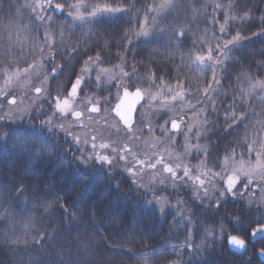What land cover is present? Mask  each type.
Segmentation results:
<instances>
[{
    "label": "trees",
    "instance_id": "16d2710c",
    "mask_svg": "<svg viewBox=\"0 0 264 264\" xmlns=\"http://www.w3.org/2000/svg\"><path fill=\"white\" fill-rule=\"evenodd\" d=\"M36 2L0 0V107L9 108L8 96L24 98L28 104L23 121L0 120V144L7 140L9 148L7 155L0 152V264H29L30 260L38 264H263L256 251L264 250V239L257 237L253 242L251 233L264 221V201L254 199L243 184L235 198L227 196L219 208L216 197L224 190L221 181L207 197L178 185L141 189L117 168L111 173L106 168L101 172L96 164L86 166L77 161L79 151L70 141L39 125L52 108L46 94L36 100L30 98L35 97V87L45 73L49 79L44 87L51 96L65 97L85 61H96L99 54L91 73L96 74L95 67H109L116 81L111 86L97 87L94 79L87 78L78 94L79 101L91 97L103 103L108 97L109 103L103 104L113 107L119 97L115 86L121 82V74L125 84L131 78L129 90L159 88L168 95L179 91L177 85L182 83L183 91L196 94L191 104L206 108L197 112L208 120L206 136L197 142L208 147L210 155H201L200 151L195 159L203 156L212 170L221 171V160L235 149V158L252 161L256 157L248 153V145L252 144L256 153L264 138V100L260 99L264 89L249 92L257 81L264 82V35H260L264 33V0H172L174 7L159 15L147 9L158 8L166 0H58L65 3L63 13L41 12L35 8ZM77 3L86 5L81 10L85 17L97 5L135 7L105 14L96 22H81L68 15V6ZM217 4L221 5L219 9ZM37 14L44 19L37 20ZM225 14L236 17L227 38L240 32L243 46L221 57L223 63L216 69L221 83L214 84L210 92L215 102L213 112V104L204 97L212 72L201 71L195 57L206 54L209 44L215 46L213 37H221L219 28ZM141 24L151 33L149 37H137ZM160 29L165 30L163 35ZM181 30L183 37L179 35ZM46 34L53 49L48 51L45 45L44 54L55 53V59L38 68L40 79L35 75L12 76L6 85L5 71L13 73L29 64L37 65L42 55L37 45L44 43ZM53 65L60 69L55 77ZM150 80L155 86H149ZM35 110L40 111L39 116ZM195 110L199 109L192 108L189 113ZM164 112L150 116L148 126L139 128L138 135L142 142L153 138L167 144L166 149L179 151L177 143L170 146L173 142L168 140L169 132H161V125L170 120ZM233 114L248 119L225 123V116ZM116 129V139L121 138V132L127 133L121 126ZM15 136L36 141L30 145L32 151L21 155L13 149L11 138ZM39 142L48 144L50 151L29 160ZM98 176L104 179H93ZM86 184L92 185L90 194L80 198ZM159 197L162 201L156 203ZM180 214H186V219ZM228 235L245 240L243 255L227 250ZM40 236L43 244H34V238ZM14 240L18 243H12Z\"/></svg>",
    "mask_w": 264,
    "mask_h": 264
},
{
    "label": "snow or ice",
    "instance_id": "6c2138e0",
    "mask_svg": "<svg viewBox=\"0 0 264 264\" xmlns=\"http://www.w3.org/2000/svg\"><path fill=\"white\" fill-rule=\"evenodd\" d=\"M67 0H65V3ZM65 3L58 2V0H37L35 4L36 9H40L41 12H47V11H53V12H60L63 13L65 11ZM134 5H129L128 9H124L121 7H109L105 5L104 7L100 6H93L92 11L88 14L87 17L82 15L81 10L86 9V5L83 3H77L73 5L68 6V15L73 16L74 20H79L81 22H96L99 19H103L105 14H115V13H122L126 12L132 8H134ZM174 7V4L172 3V0H166V2L159 5L158 8L155 6L150 7L147 9L148 12L156 11L157 15L159 13L163 12L165 9H172ZM221 7L220 4L216 5V8L219 9ZM73 9L75 10V15H73ZM35 10V9H34ZM37 20H43L44 16L37 14L36 16ZM48 19H51V16L48 17ZM157 17H153V22H156ZM236 20V17H229L227 14H225L224 22L220 25L219 32L221 33V37H213V39L216 40L215 46H212L209 44L207 48L206 54L201 53L196 55L195 61L200 67L201 71H204L205 69H210L212 72V82H210L207 86V88L204 89V97L206 98L207 102L213 104L212 111L215 112V102L212 99V96L210 95V92L214 91L213 85H219L221 83L220 79L217 77L216 69L217 67L223 63L221 60V57H227L232 51L239 49L243 46L242 44V36L240 32H237L234 36H232L230 39L228 37V33L230 31V24L233 23ZM215 22V21H214ZM264 22V20H262ZM140 31L136 33L137 37H149L151 33L146 30L145 26L141 24ZM165 33L164 29H160V34L163 35ZM180 37H183L185 35L184 31L181 30L179 33ZM260 35H264V33H261ZM222 41V42H221ZM131 43V41H130ZM197 42L194 41V46ZM207 43V41H205ZM45 45L47 46L48 51H52L53 44L50 42L49 36L46 34L44 37V43L38 44L37 46L40 48V51L42 53L40 61L37 62L36 66H33L32 64H29L27 68L24 69H18L17 71H14L13 73H8L5 71V84L8 85L11 83L12 76L19 77L20 75H26V76H33L35 75L37 79H40V73L38 71V68L42 66V63H47L51 60L55 59V53L52 55H46L45 53ZM100 57L99 54H97L96 61H91V58L89 61H85L84 67L81 69V72L76 75V78L74 81L71 82L70 90L68 91L67 97L61 98L59 94H57L56 97H52L49 90L44 87V84L48 81L49 76L47 73L43 75V79L40 82L39 86L35 87V93L37 96H40L41 94H46L45 98L49 101V105L54 107L55 112L54 116L58 115L60 120L63 121L66 119L69 115L72 117V123L69 125L68 128L65 127L64 123H59L58 127L60 131H63L66 133L67 136H70L73 141L76 143L77 151L81 152V156L77 159H84L87 161L94 160L96 164L100 165V171L104 172L105 166H107L109 173H111V170L116 167V164L118 161L124 162L123 169L128 173L129 176L133 177L132 183L136 184L138 187L141 186L138 183V177L141 175V173L145 170V168H151L156 169L157 173H159L162 169V173L168 174V176L171 177L173 184H175L177 181L180 182H186L190 181L194 188L197 191L203 190L205 197L208 196L209 192L212 190H215V183L214 181L217 179H223L224 173L227 171L228 167V161L232 159L235 156V149H233L232 153H226L225 160L223 161L221 165V171L220 172H212L209 169L210 175L207 176V180H205V173L200 171V169H197V174L195 176L192 175L191 169L187 166H183V176L178 177L177 172L179 171L181 165L177 164L175 167L170 166L169 163L161 156L160 158H157L155 160H152L149 158V160H141L137 157L135 153H132L129 151L127 147L124 148H118L115 146H110L108 143L100 142L99 144L96 143L97 137L93 136L91 142L84 138L82 139L79 134H75L71 131V127L74 125H78L80 127H86L84 125L82 116L84 114L83 108L80 105H76V97L77 95L83 91L82 85L86 82V77L84 76V72L89 71L88 65L89 63L95 64L97 61H99ZM60 69L53 65L51 72L52 76L55 77L57 72H59ZM134 75H139L138 73H135L133 70ZM125 77H128V73H124ZM97 79L99 80V74L97 76ZM131 78L128 79L127 84H125L124 80H121L120 84L117 85V87L124 86V98H128L129 96L133 97L132 102L128 105L127 111L122 112L120 110L121 105L117 104L115 111L116 115L119 116L120 120L123 122L124 127L128 130V133L130 134L129 138H135L134 128H133V113L137 111L136 105L140 102L141 99H144L145 97H150L152 100H155L157 97L152 94L151 91L142 92L139 87L136 88V91L134 93H130L128 91V85L131 84ZM149 86L153 87L155 86L154 80L148 81ZM164 81L161 80L160 84L161 86L164 85ZM60 87V86H58ZM177 88L180 89L176 92L175 95L171 97L173 101H184L186 98L189 100V104L187 107L189 108H195V105L191 104V100L196 99V94L193 92H185L183 91V84H178ZM256 88L264 89V82L257 81L255 84L251 86L249 89V92H254ZM169 92L173 91L172 88L168 89ZM261 100H264V96L260 97ZM54 101V104H53ZM198 103H203V101L198 100ZM8 105H15L16 99L12 98L7 101ZM82 103H86L88 105H91L87 108V111L90 113H96L99 111L98 104L99 101H93L91 97H85V101ZM104 104H108L109 100L108 97L104 98L103 101ZM181 111H183V107L181 108ZM200 111H206L203 107H201ZM9 119L14 123V118L10 115L6 114V117H0V120L3 119ZM22 119V117H21ZM248 119L247 116H241L236 117L234 114L232 116H225V123H228L231 121L232 123H236L237 120L243 122L244 120ZM205 124H207V120L205 119ZM168 121L165 120V124H167ZM44 126L48 127L49 132L56 131V127L53 126L52 118H49L42 122ZM185 124V121L183 120V117L178 121L177 119L171 120V130L177 134L181 132V125ZM247 127V126H246ZM252 127H255L253 125ZM261 127H264V123L261 124ZM150 131H152L151 126L149 125ZM136 131H140V129H136ZM167 130L164 128L163 125H161V132L164 133ZM188 131L191 132L192 128L191 126H188ZM10 137V133L7 134ZM200 138V135H197V139ZM12 139V148L15 150H18L21 155H24L26 153H29L32 151L30 148V145L33 143H36V141L29 139L27 136H15ZM173 142L175 141V137H170ZM91 144L92 153H90L86 158L83 156V151L79 148V145L84 144L88 145ZM256 141H253V144H255ZM260 151L256 152V165L254 167H251L248 171H244L243 168L236 169L233 171L231 175L227 176V179L224 182V190L219 192V196L216 197L217 201V208H219L222 201H225L227 196H232L235 198V189L237 188V184L241 182V177L247 178V183L244 184L245 188H248L249 185L253 183V176H259L261 180H264V138H261L260 140ZM195 147L197 151H202L206 155H210V149L208 147L200 148L199 146H191L187 142H185V152L187 154L190 153V148ZM111 148V153L114 155L106 154L105 150H108ZM45 151H50V146L48 144H45L43 142H39V147L35 150V153L29 157V160L31 159H37L39 158V155L42 154ZM254 151V148L252 144L248 145V153L251 154ZM0 152L5 153L7 155L9 153L8 143L7 140L3 144H0ZM129 157H131V161L129 160ZM160 166V168H158ZM27 174V173H25ZM85 179H88V177H85ZM96 179H104V176H98L93 178ZM161 184L165 183V179L160 180ZM206 184H211L212 189H209ZM92 188V185L86 184L85 187L82 189L80 198H83L90 194V189ZM50 191V189H49ZM243 195V193H241ZM149 203H152V200L149 201ZM156 203H160V200H156ZM221 232H223V228H221ZM211 234V233H209ZM253 242L257 237L264 239V221L261 222L260 226L254 229L251 233ZM12 243H18V241L14 240ZM34 244L36 245H42L43 244V236L34 238ZM228 245L232 248L238 249V250H246V243L245 240L242 238H239L236 235H232L228 237ZM191 245H189V251H191ZM200 253L197 252V255ZM259 256H264V250H261L258 253ZM29 264H38L35 260H30Z\"/></svg>",
    "mask_w": 264,
    "mask_h": 264
},
{
    "label": "rangeland",
    "instance_id": "374dc122",
    "mask_svg": "<svg viewBox=\"0 0 264 264\" xmlns=\"http://www.w3.org/2000/svg\"><path fill=\"white\" fill-rule=\"evenodd\" d=\"M88 68H89V71L84 72V76L86 77V79L87 78L94 79L97 87L98 86L100 87L101 85L111 86V83L113 82L115 83L116 80H114L115 75H113L114 72L112 68L95 67V71L93 72H96V74L91 73L92 70L94 69V64L89 63ZM88 73H91V75H88L87 77ZM98 74H99V80L97 79ZM122 76L123 75L121 74L118 77V80H122ZM118 84L120 83H117V85ZM117 85L115 87H117ZM117 89H118L119 96H120L124 92V86H121L119 88L117 87ZM148 89H153V90H147V91H151L152 94L155 95L157 98L155 100H152L150 97H145L143 103L139 106V109L137 110L136 117H135L136 122H134L133 124L135 138H129L130 134L128 133V130L126 128H123L125 129V131H127V133L121 132V135H120L121 138L116 139V131H117L116 127L120 125L118 124V121L111 115V110L113 107L111 106L106 107L103 103H99L97 105L99 108V111L96 113H90L87 111V108L90 107L91 105H88L86 103H82V101H79L78 95L76 97V104L73 106L80 105L83 108L84 114L82 116V120H83L84 125H86V127L82 128L78 125H74L71 127V131L75 134H79L82 139L84 138L88 139L90 142L92 140V137L96 136L97 137L96 143L98 144L100 142H104V143H108L110 146H115L118 148L127 147L130 152L135 153L137 157L141 160H149V158H151L152 160H155L162 156L169 163L170 166L175 167L177 164L181 165L179 171L177 172L178 177L183 176V166L184 165H187L191 169V173L193 176L197 174V169L199 168L200 171L206 174L204 177L205 180H207V176L210 175L209 169L212 172H220V170L218 171L212 170L211 167H209L211 165L207 162L206 159H204L203 156L200 157V159L198 158L195 159L197 157L196 156L197 152H200V151H197L195 147H191L189 149L191 153L190 155L185 152L186 137H187V142L189 145L199 146L200 148L201 147L204 148L203 145L201 146L200 142L199 143L197 142L198 141L197 135L199 134L200 135L199 139H201V136L202 137L206 136V132H207V127H206L207 125L204 122L206 119L205 115L197 114V112L200 111L201 108L195 105V109H199V110H195L196 113L195 112L189 113V112H192L191 111L192 108L187 107L188 104L186 100L182 102L178 100L173 101L171 97L176 94L177 90H175L173 94L163 95L162 93L163 91L160 92L161 90H158L159 88H148ZM128 91L130 90L128 89ZM147 91L142 90V92H147ZM40 97H42V95L37 96V94H35V97L33 96L30 99L36 100V98H40ZM65 97H67V95ZM7 98H8L7 100L12 99L9 96ZM13 98L16 99V104L10 105L9 108H7L9 110L7 109L2 110V108L0 107V117H6V114H7L14 118V122L18 123V122L23 121L26 118L27 116L26 111H28V104L26 102L27 100H25L24 98L22 100L16 97H13ZM95 101H98V100L94 99V102ZM182 107H183V111H181ZM203 108L206 109L205 107ZM162 111H165L164 113H168V115H170V120L168 124L163 125L164 128L170 134L168 135V140L173 142V140H171L170 137H175V141L170 146L172 147L173 145H176L177 143V147H181L179 151L178 150L177 151L168 150L166 149L167 144L160 143L158 140H155L153 138L146 142L144 141L142 142V139L138 135V131H136L137 128L139 129L142 126L147 127L148 126L147 122L150 121L148 120L149 117L150 116L156 117ZM6 112H10V114ZM34 112L39 116L40 114L39 110H35ZM54 112H55V109L54 107H52L51 111L47 112L45 119L44 118L43 120L41 119L40 121L41 123L39 125L41 127H45L48 129V127L44 126L42 122L49 118H52V123H53V126L56 127V132L58 134H61L60 136L65 138V140L67 139V141H70V143L72 144L71 146L77 148L78 146L73 141V139L70 136H67L65 132L60 131L58 127L59 123L63 122L65 127L68 128L69 125L72 123V117L69 115L66 119L61 121L58 115L54 116ZM172 113L174 114V116H172ZM181 117H183V120L185 121V124L181 125V132L179 134L175 132H171L169 129L171 120L177 119L179 121ZM188 126H191L192 128L191 132L188 131ZM125 138L126 140L123 141ZM156 138H159V137H156ZM161 141L163 142V140ZM79 148L83 151V156L85 158L93 151L90 143L88 145L81 144L79 145ZM166 150H168V152ZM105 151H106V154L114 155L111 153V148ZM203 154L204 152H201V155ZM250 155L256 157V153L254 152H252ZM80 156H81V152L79 151L77 158ZM129 160L131 161V157H129ZM77 161H80L82 165H86V166L91 163L96 164L94 160L87 161L84 159H77ZM223 161L224 159L221 160V164L223 163ZM118 163L119 165L116 166L115 169L116 168L119 169L120 173L123 176H125L128 180L130 179V181L132 182L133 177L129 176L128 173L124 171L123 169L124 162L118 161ZM96 165L100 167V165L98 164ZM255 165H256V158L254 160L252 159V161L251 160L242 161L240 158H235L234 156L231 159V162H228V167H227L228 171L224 173V178L217 179L214 181V183L217 184L218 182L221 181L224 187V182L227 179V176L231 175L234 170L241 169L242 167L244 171H248L251 167H254ZM105 168L108 169L107 166H105ZM158 168H160V166H158ZM137 179H138V183L141 185L139 186V188L141 187V189L148 188V187L158 188L160 186L170 185V187H173V188H179V187L181 189L187 188L191 190V193L193 192L194 194H201V195L204 194L203 190L197 191L190 181H186V182L177 181L175 184H173L171 177L168 176V174L162 173V169L159 173H157L156 169H151V168L146 167L145 170L141 173V175ZM161 179H165L164 184L160 183ZM245 183H247V178L241 177V182L237 184V188L234 190L235 193L238 189H242V188H239L240 184H243L244 186ZM134 185L137 186L136 184ZM206 186L209 189H212L211 184H206ZM246 189H248L249 191L251 190V192H249L248 194L252 195L254 199L259 200V201L260 200L264 201V180H261L259 176H253V183L249 185L248 188ZM209 193H211V191ZM158 200H160V202L162 201L160 197L158 198ZM179 216L186 219V214H184L185 217L181 214Z\"/></svg>",
    "mask_w": 264,
    "mask_h": 264
},
{
    "label": "water",
    "instance_id": "95a60500",
    "mask_svg": "<svg viewBox=\"0 0 264 264\" xmlns=\"http://www.w3.org/2000/svg\"><path fill=\"white\" fill-rule=\"evenodd\" d=\"M135 91H136V89H134V90L131 91L130 93H134ZM132 100H133V97H132V96H129L128 98H124V96H123V94H122L121 97H120V99H119V101L117 102V104H120V105H121L120 110H121L122 112H126V111H127V108H128V105L132 102ZM142 101H143V99H141L140 102L136 105V109L138 108L137 106H139V105L141 104ZM117 104H116V105H117ZM116 105H115V106L113 107V109H112V114H113V116L117 119V121L119 122V124H120L123 128H125L124 125H123V122L120 120L119 116L116 115V111H115ZM134 114H135V112L133 113L132 123H134ZM169 126H170V127H169L170 131L173 132V131L171 130V124H170ZM231 236H232V235H231ZM226 244H227V245H226V246H227V249H228L230 252L235 253V255H236V254H242V253L245 251V250H238V249H235V248L230 247V246L228 245V238H227ZM259 252H260V251H258L256 255H257L258 259H259L261 262H264V256H259V255H258Z\"/></svg>",
    "mask_w": 264,
    "mask_h": 264
}]
</instances>
